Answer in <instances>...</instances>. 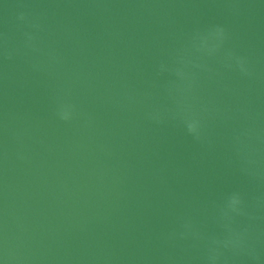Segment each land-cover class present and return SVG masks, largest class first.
<instances>
[{
  "label": "water",
  "instance_id": "95a60500",
  "mask_svg": "<svg viewBox=\"0 0 264 264\" xmlns=\"http://www.w3.org/2000/svg\"><path fill=\"white\" fill-rule=\"evenodd\" d=\"M0 264H264V0H0Z\"/></svg>",
  "mask_w": 264,
  "mask_h": 264
}]
</instances>
